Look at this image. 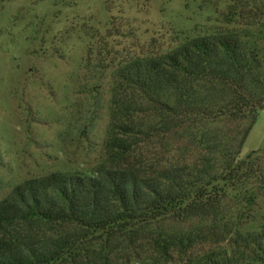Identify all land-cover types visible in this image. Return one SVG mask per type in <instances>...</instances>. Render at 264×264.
I'll return each instance as SVG.
<instances>
[{
    "label": "trees",
    "instance_id": "16d2710c",
    "mask_svg": "<svg viewBox=\"0 0 264 264\" xmlns=\"http://www.w3.org/2000/svg\"><path fill=\"white\" fill-rule=\"evenodd\" d=\"M221 18L226 27L119 63L106 166L17 185L0 201V264H264V225L241 239L224 222L232 194L249 210L264 196V148L242 157L264 110V0H229ZM191 219L207 225L163 230Z\"/></svg>",
    "mask_w": 264,
    "mask_h": 264
},
{
    "label": "rangeland",
    "instance_id": "374dc122",
    "mask_svg": "<svg viewBox=\"0 0 264 264\" xmlns=\"http://www.w3.org/2000/svg\"><path fill=\"white\" fill-rule=\"evenodd\" d=\"M228 5L229 0H0V201L30 179L57 172L91 175L106 166L119 63L226 27L221 15ZM263 148L264 110L242 157ZM241 199H226L224 222L238 227L243 239L263 231L264 196L251 210ZM205 225L191 219L162 226L179 235L196 234ZM210 239L198 248L214 245ZM254 249L248 248L252 259L258 257ZM112 250L126 260L125 243L116 242Z\"/></svg>",
    "mask_w": 264,
    "mask_h": 264
}]
</instances>
